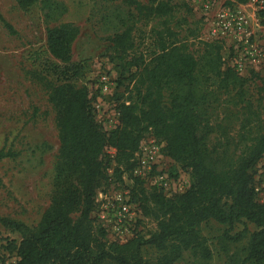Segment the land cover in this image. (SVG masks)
Wrapping results in <instances>:
<instances>
[{"label":"trees","instance_id":"obj_1","mask_svg":"<svg viewBox=\"0 0 264 264\" xmlns=\"http://www.w3.org/2000/svg\"><path fill=\"white\" fill-rule=\"evenodd\" d=\"M13 1L21 11L37 4L42 15L48 59L29 74L46 91L58 147L49 202L37 223L29 227L0 215V226L19 235L17 242L7 241L4 247L14 254L12 264H174L184 254L192 261H207L210 253L199 225L209 220L226 227L222 233L226 241L239 243L247 236L246 244L228 256L227 264H264V203L257 201L253 191L255 165L264 154V126L237 154L228 155L227 140L222 149L209 141L215 129L227 138L219 124L213 130L210 102L229 90L240 91L245 82L224 65L222 43L201 41V52L194 58L185 43L165 29L156 33L153 51L144 58L132 54L131 25L114 32L107 38L109 50L111 58L120 62L117 83L126 84L124 97L112 93L118 101L114 105L117 124L107 130L95 119L91 105L97 93L90 96L85 86L75 84L83 69L70 60L78 28L60 22L64 5L58 0ZM247 1L224 0L223 5ZM121 2L145 20L172 10L168 3L156 0L148 5ZM0 25L9 35L15 34L1 15ZM148 137L162 144L155 171L160 168L172 178L178 171L188 175L183 192L165 196L131 175L134 154ZM17 155L0 149V161ZM110 186L128 190L139 212L135 227L143 219L154 223L148 237L133 230L124 241L106 239L91 213L96 193ZM236 224L241 229L230 234ZM249 224L254 228L251 232ZM143 247L156 252L154 262L142 257Z\"/></svg>","mask_w":264,"mask_h":264},{"label":"rangeland","instance_id":"obj_2","mask_svg":"<svg viewBox=\"0 0 264 264\" xmlns=\"http://www.w3.org/2000/svg\"><path fill=\"white\" fill-rule=\"evenodd\" d=\"M65 7L60 22L70 23L78 28V35L70 47L71 62L82 65L77 86H85L89 95L96 94L101 75L109 81V94L102 97L104 121L111 119V112L118 102L117 95L123 94V85L118 84L120 62L111 58L107 38L123 26H132L133 53L148 58L153 51L152 41L157 32L169 29L173 38L185 43L188 52L197 58L201 52L206 25L202 10L205 0H156L171 6V12L164 17L143 19L135 16L132 7L121 0H58ZM148 5L150 0H136ZM224 0H209L212 13ZM242 10L251 12L252 0H248ZM0 15L15 31L9 35L0 25V149L17 152L15 159L0 161V215L9 217L33 227L49 202L52 182V166L58 142L53 122V112L47 103L46 91L31 77L30 71L48 59L44 47V23L37 4L26 11L19 10L13 0H0ZM258 28L255 43L260 53L255 67L245 68V82L240 91L229 90L221 93L210 105V122L222 127L226 139L217 129L209 136L211 144L219 143L223 148L228 144V155L237 154L258 136L264 126V13H255ZM224 65L229 63V52L221 49ZM251 70V71H250ZM125 76V74H124ZM99 96V97H98ZM121 97V98H122ZM120 98V99H121ZM94 101V100H93ZM115 112V111H114ZM111 154V150H107ZM167 166V164H166ZM255 184L264 183V154L255 165ZM177 185L189 184L188 175L177 172ZM110 186L107 190H113ZM257 198L264 202V193ZM225 226L209 220L199 225V235L206 240L210 258L207 261L195 260L184 254L182 260L174 264H227L228 256L246 244L247 236L239 243H231L222 238ZM154 223L143 219L134 228L146 238L154 231ZM241 229L234 225L230 234ZM249 232L254 230L247 225ZM108 241L111 239L106 238ZM19 235L0 226V264H12L14 254L4 247L7 241L17 242ZM112 241V240H111ZM142 257L154 262L156 252L143 247Z\"/></svg>","mask_w":264,"mask_h":264},{"label":"built area","instance_id":"obj_3","mask_svg":"<svg viewBox=\"0 0 264 264\" xmlns=\"http://www.w3.org/2000/svg\"><path fill=\"white\" fill-rule=\"evenodd\" d=\"M251 6L253 9L249 13L242 10L240 5L225 6L221 3L212 13L209 0H205L202 5L203 20L206 25L203 41L221 42L223 49L229 52L227 66L239 75H242L247 67L255 69L259 63L260 53L254 41L257 30L255 28H258L255 13H264V0H252ZM109 88L106 75H101L97 87L101 98H95L91 102L95 119L107 130L117 124V115L114 111L111 112V119L104 121L102 97L109 94ZM161 148L162 144L151 137L142 140L138 151L134 154L135 167L131 175L143 179L149 186L157 187L165 196L181 193L185 190V186H178L177 178H172L160 168L154 170V166L161 159ZM253 191L257 198L262 197L264 183L254 184ZM94 203L95 208L91 216L112 241H124L132 236L139 212L130 201L127 189L98 191Z\"/></svg>","mask_w":264,"mask_h":264}]
</instances>
